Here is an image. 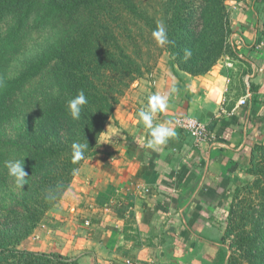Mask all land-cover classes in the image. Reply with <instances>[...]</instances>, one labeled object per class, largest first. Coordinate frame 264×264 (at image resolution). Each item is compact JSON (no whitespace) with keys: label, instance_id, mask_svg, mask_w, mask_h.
I'll use <instances>...</instances> for the list:
<instances>
[{"label":"crops","instance_id":"0c3cea01","mask_svg":"<svg viewBox=\"0 0 264 264\" xmlns=\"http://www.w3.org/2000/svg\"><path fill=\"white\" fill-rule=\"evenodd\" d=\"M231 29L230 40L245 47L207 74L175 68L117 107L97 156L43 225L45 249L81 264H227L226 198L249 176L251 148L264 144V0H236ZM154 94L167 96L168 107L153 127L176 132L157 150L147 148L150 130L138 115ZM180 117L204 122L210 143L195 147L176 127Z\"/></svg>","mask_w":264,"mask_h":264},{"label":"trees","instance_id":"16d2710c","mask_svg":"<svg viewBox=\"0 0 264 264\" xmlns=\"http://www.w3.org/2000/svg\"><path fill=\"white\" fill-rule=\"evenodd\" d=\"M228 0H162L149 6L140 0H0V127L19 117L16 96L48 68L57 96L46 102L30 132L17 146L25 154L27 184L0 221V264H81L58 252L16 248L60 202L84 161L97 154L99 139L132 85L152 74L161 57L152 37L163 23L170 43L163 46L179 69L192 76L207 74L225 55ZM53 29L56 40L16 79L8 77L11 58L21 52L24 28ZM186 51L190 56H186ZM83 90L88 98L79 120L66 104ZM73 143H88L85 158L72 163ZM3 156L0 153V163ZM252 182L238 181L225 220L223 241L231 244L227 264H264V144L251 148ZM242 197V198H241ZM11 233L18 239L8 242Z\"/></svg>","mask_w":264,"mask_h":264},{"label":"rangeland","instance_id":"374dc122","mask_svg":"<svg viewBox=\"0 0 264 264\" xmlns=\"http://www.w3.org/2000/svg\"><path fill=\"white\" fill-rule=\"evenodd\" d=\"M140 1H143V4H144L143 8H145V10H148L150 14H153V10H151L149 6H152L153 4H158V2H161L162 0H140ZM235 2L236 0H228L224 4L225 5L224 12L226 13L224 22H225V25H226V22L228 23V29L230 32V34L228 33L225 38L226 45H225L224 51L226 54H231L232 48H234V45H233L234 42L230 40V38H231V33H232L231 12L235 5ZM33 24H34V19H31L29 22H27L24 28V31L22 32V36H21V40H22L20 44L21 52L20 54L11 58L10 60V63L8 65V70H7L8 77L10 80L16 79L24 71H26V69L31 65V62L34 61L37 58V56L40 53H42L47 47H49L58 37V33L53 29H46V30L44 29L38 33H33L31 31ZM12 25L13 24H12L11 18L7 19L2 23L0 30L2 32H6L11 28ZM159 51L161 52V57L158 61V65L156 66L152 74L145 76L143 79L135 82L132 85V87L129 89V91L126 93L121 103L131 104L132 102L136 100V97L138 96L139 93H143L142 88H144L145 84L148 85L150 81L156 80V76L158 78H165L167 76H170L171 71H174L175 68L177 70L179 69L175 61L171 59L169 53L166 52V50H164L163 47L159 46ZM148 86L150 87V85ZM56 96H57L56 82L52 76L51 69L48 68L39 77L31 81L22 90L19 96H16V101L20 105L19 117L11 120L10 122L4 124V126L0 127V153L3 156V160L0 163V221L5 220V217L8 215L7 214L8 208L15 203L19 194L24 190V187L26 186V184L24 185L23 188L16 186L14 179L8 175V170L4 166L5 161H8L14 158L25 157V154L23 153V151L19 148V146H17L18 140L21 137V133L31 131V128L35 126L37 120H39L41 116V113L44 111L46 102L50 98L56 97ZM99 147H100V139H99L97 154L99 152ZM97 154L92 157L87 158L84 161V163L94 158L95 156H97ZM84 163L82 164V166L84 165ZM247 173L249 176L246 177L245 182H252L254 178L249 174V172ZM76 177L77 175L75 176V178ZM75 178L73 179V181L75 180ZM70 187L71 185L69 186V188ZM234 190H235V187L232 188L228 198H226L225 203H226L227 212H229L231 207H233V204L234 205L240 204L239 200L241 199L234 200ZM65 194L63 195L60 202H58V204L53 207V209L57 208V206L63 200ZM53 209H51L45 214L40 224L35 229H33L30 232V234L19 245H16L15 246L16 248L20 250H31V251H35L38 253H49L48 249L50 248L45 249L44 247L45 236L43 234L42 228H43V225H51L49 222L51 220L49 219V214L51 213ZM226 222L227 221L225 220V225H226ZM10 236L11 237L7 240L8 242H11V243H14L16 239L19 238L17 237L16 233H13V234L11 233ZM236 240H237L236 237H232L231 239L228 240L227 251L229 254H231L232 252L230 245L235 244Z\"/></svg>","mask_w":264,"mask_h":264},{"label":"clouds","instance_id":"9594fccd","mask_svg":"<svg viewBox=\"0 0 264 264\" xmlns=\"http://www.w3.org/2000/svg\"><path fill=\"white\" fill-rule=\"evenodd\" d=\"M152 37L156 41L158 46L163 47L165 44L170 43L168 40L166 28L163 23L157 24L156 29L152 32ZM191 53L186 51V56H190ZM88 104V98L83 90H80L78 94L67 101L66 109L68 114L73 120H79L81 118V112ZM168 107V97L154 94L149 97L148 105L146 108H142L138 115L142 120L144 126L150 130V139L147 142V148L157 150L158 146L165 145L169 138L176 136L175 130L170 126L164 124L153 127V118L157 112H162ZM88 143H73L72 145V163L76 164L80 160L84 159L85 152L87 151ZM25 158H14L5 161L4 166L8 170V175L14 179L17 187L23 188L27 184L28 174L25 171ZM79 169H73V174H78Z\"/></svg>","mask_w":264,"mask_h":264},{"label":"built area","instance_id":"2783aa9c","mask_svg":"<svg viewBox=\"0 0 264 264\" xmlns=\"http://www.w3.org/2000/svg\"><path fill=\"white\" fill-rule=\"evenodd\" d=\"M234 47L236 50L243 49L245 47L244 42L242 40H238L234 42ZM248 97L246 96L242 98L239 102L241 106H246L248 103ZM176 127L186 136L192 139V142L195 147L203 148L207 146L211 141V133L208 129V126L193 117H180L176 119ZM145 193H152V190L149 187L142 188ZM89 225V222H86ZM123 264H149L139 260H133L130 258H126L123 261Z\"/></svg>","mask_w":264,"mask_h":264}]
</instances>
